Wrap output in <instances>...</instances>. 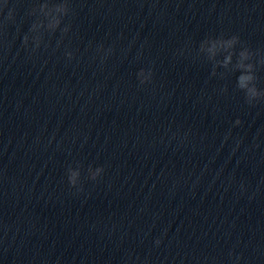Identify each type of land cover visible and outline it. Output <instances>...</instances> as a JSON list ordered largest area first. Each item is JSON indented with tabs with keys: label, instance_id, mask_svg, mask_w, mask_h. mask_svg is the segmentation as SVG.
<instances>
[{
	"label": "clouds",
	"instance_id": "obj_1",
	"mask_svg": "<svg viewBox=\"0 0 264 264\" xmlns=\"http://www.w3.org/2000/svg\"><path fill=\"white\" fill-rule=\"evenodd\" d=\"M20 0H0V43L6 47H10L15 39H20L21 48L29 56L35 55L42 48L47 49L50 46L51 39L56 37L59 33V43H62L63 38L68 34L71 29L70 24L65 23V19L70 15L72 9L70 7L71 0H31V7L25 12V17L30 20L27 32L22 31V26L17 21L18 9L17 4ZM16 27V33L13 40L9 41V27ZM239 38L232 36L231 38H215L208 39L201 45V52L206 53L209 60H215L217 55L221 52L224 53L223 59L218 61L220 67L236 71L240 74L236 77V89L243 92L245 101L250 107L264 102V89L257 87V76L255 74V66L252 63H246L251 59V53L247 48L240 50L238 53L235 51V46ZM97 54L103 61L113 52V48L105 49L101 44L96 49ZM68 60L73 59L72 52L65 53ZM236 56V62L233 64V57ZM215 74V72H213ZM153 77V70L151 68H141L137 72V79L141 86L151 83ZM227 91V89H224ZM243 121L237 118L233 122V128L242 126ZM232 131L229 129L225 136V140L231 137ZM189 133L184 134V139H187ZM243 144V138L237 141V147ZM104 169L103 167H96L93 169L91 166L88 168V178L96 181L101 177ZM67 181L70 188H76L77 191H83L82 186L78 187L81 182V171L79 167L67 169ZM243 188V185H241ZM157 244L160 241H156ZM240 257H236L237 264Z\"/></svg>",
	"mask_w": 264,
	"mask_h": 264
}]
</instances>
